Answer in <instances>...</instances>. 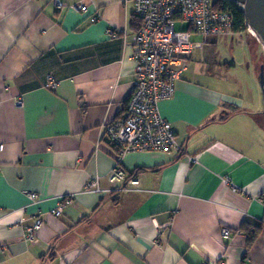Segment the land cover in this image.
<instances>
[{"label": "crops", "instance_id": "0c3cea01", "mask_svg": "<svg viewBox=\"0 0 264 264\" xmlns=\"http://www.w3.org/2000/svg\"><path fill=\"white\" fill-rule=\"evenodd\" d=\"M60 1L0 0V264H264L263 99L261 109L246 100L262 95L254 65L224 86L211 55H190L158 101L180 149L118 162L105 124L133 90L134 0ZM115 166L124 181L110 180ZM34 215L42 224L28 239ZM246 220L263 223L248 247Z\"/></svg>", "mask_w": 264, "mask_h": 264}, {"label": "built area", "instance_id": "2783aa9c", "mask_svg": "<svg viewBox=\"0 0 264 264\" xmlns=\"http://www.w3.org/2000/svg\"><path fill=\"white\" fill-rule=\"evenodd\" d=\"M214 0H134L135 14L140 25L133 34V90L126 105L124 116L105 124L109 142L118 147V162L127 153L141 151L166 152L180 149L170 123L160 114L158 101L171 97L176 80L191 62L190 55L208 41V37L232 35L230 16L213 8ZM57 8L63 7L60 0H53ZM82 10L85 4L76 6ZM177 21L188 23L187 29H176ZM109 35L115 33L109 29ZM22 103L21 98L16 104ZM3 144L0 143V151ZM195 161L196 156L189 157ZM126 171L115 166L111 181H124ZM128 181L136 184L137 179ZM86 190L97 191L98 185L88 183ZM28 197L39 200L35 192ZM70 200H66L68 202ZM63 205L52 210L59 214ZM42 218L34 215V221L26 228L25 236L33 239L40 228ZM221 233L230 235L229 227ZM218 264H224L220 262Z\"/></svg>", "mask_w": 264, "mask_h": 264}, {"label": "rangeland", "instance_id": "374dc122", "mask_svg": "<svg viewBox=\"0 0 264 264\" xmlns=\"http://www.w3.org/2000/svg\"><path fill=\"white\" fill-rule=\"evenodd\" d=\"M187 27V22L177 21L175 24L176 29H187ZM247 29V31L237 32L226 37L209 36L203 48L196 49L192 53V55H211L205 63L211 68L221 66L219 73L222 74L219 76V81L216 82L224 86L231 85L234 82V77H237L240 81L247 78L248 65L250 70L254 65L256 74L259 73L261 63H263L264 68V46L258 35L249 26ZM224 72L226 73L224 74ZM198 79L212 81L207 77H198ZM255 79L254 84L257 83L259 87V76H256ZM245 82L250 83L247 79ZM261 97L262 95L253 88L252 98L247 96L246 100L252 102L255 105L254 108L261 109Z\"/></svg>", "mask_w": 264, "mask_h": 264}, {"label": "trees", "instance_id": "16d2710c", "mask_svg": "<svg viewBox=\"0 0 264 264\" xmlns=\"http://www.w3.org/2000/svg\"><path fill=\"white\" fill-rule=\"evenodd\" d=\"M213 8L215 10L221 11V13L227 14L230 17V29L232 31V35L237 32L247 31V27L249 26L247 23V19L245 17L244 11L242 10L239 3L233 0H214L213 2ZM134 29L136 30L138 26L140 25L139 18L134 12ZM125 110V108H124ZM263 200H264V192H263ZM264 222V220H262ZM261 221L257 223H250L247 220L242 222L241 229L244 231V234L246 236V246H250L260 228L262 227L263 223Z\"/></svg>", "mask_w": 264, "mask_h": 264}, {"label": "water", "instance_id": "95a60500", "mask_svg": "<svg viewBox=\"0 0 264 264\" xmlns=\"http://www.w3.org/2000/svg\"><path fill=\"white\" fill-rule=\"evenodd\" d=\"M241 5L249 27L258 35L264 46V0H233ZM259 85L261 88L264 111V68L260 64Z\"/></svg>", "mask_w": 264, "mask_h": 264}, {"label": "flooded vegetation", "instance_id": "af4514ba", "mask_svg": "<svg viewBox=\"0 0 264 264\" xmlns=\"http://www.w3.org/2000/svg\"><path fill=\"white\" fill-rule=\"evenodd\" d=\"M261 68H259V71H260Z\"/></svg>", "mask_w": 264, "mask_h": 264}, {"label": "bare ground", "instance_id": "6f19581e", "mask_svg": "<svg viewBox=\"0 0 264 264\" xmlns=\"http://www.w3.org/2000/svg\"><path fill=\"white\" fill-rule=\"evenodd\" d=\"M255 33V32H254Z\"/></svg>", "mask_w": 264, "mask_h": 264}]
</instances>
